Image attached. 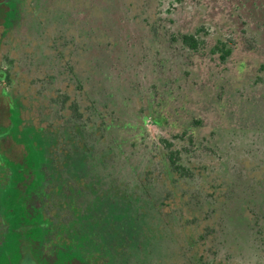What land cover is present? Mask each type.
<instances>
[{
	"label": "rangeland",
	"instance_id": "obj_1",
	"mask_svg": "<svg viewBox=\"0 0 264 264\" xmlns=\"http://www.w3.org/2000/svg\"><path fill=\"white\" fill-rule=\"evenodd\" d=\"M5 2L12 14L8 25L0 27V67L7 69L9 80L0 82V139H4L0 140V255L8 247L22 257L20 264H38L36 250L43 260L55 264H61L59 258L69 264H183L180 252L189 235L199 239L208 227L218 229L207 235L212 241L206 242L211 248L216 244L217 254H209L218 264H264V0H204L202 5L196 3L200 14L197 10L191 17L186 15L188 0ZM204 6L207 12L203 15ZM237 14L245 21L240 19L234 30L249 35L257 48L251 50L244 42L220 60V65L209 63L214 66H208L205 73L202 64L189 69L190 78L204 76L197 78L201 88L215 83L219 93L217 89L209 93L207 88L194 93L186 86L156 97L147 91L144 71L139 70L144 58L136 52L144 42L152 43L149 37L156 23H167L176 39L195 22V28H203L199 33L207 47L212 40L235 37L230 27L235 26L233 16ZM66 29L68 33H63ZM140 31L144 32L143 43H139ZM148 46L149 56H156L157 47ZM59 50L64 63L58 87L64 89L70 81L64 73L68 64L91 87L90 96L97 102L95 106L101 103L100 116L111 128L105 137H93L94 144L89 139L87 147L74 146L70 154L81 162L72 166L73 174L67 179L58 166L61 154L56 159L48 155L50 138L55 135L58 139L46 127L51 124L49 114L53 117L51 100L35 98L38 80L50 72L44 59ZM170 52L172 62L182 65V72L188 69V55L181 50L175 53V48ZM202 62L208 63L207 59ZM78 95L71 92L69 97L79 99L80 105L90 104L83 94ZM156 99L159 112L154 120L146 119ZM4 104L10 108L8 118ZM197 115L203 123L189 133L194 145L188 143L193 149L190 156L202 161L206 153L210 159L205 147L213 146L217 154L221 148L229 163L221 164L214 154L217 164L210 180L218 184L217 203L198 204L203 197L214 202L206 189L198 200L190 194V200L184 197L183 203H174L178 213L193 219L192 225L180 231L173 218L164 219L170 222L168 228L161 218H153L150 199L130 195L128 205L126 194L137 188L136 179L146 168L147 157L160 149L156 133L190 131L187 117ZM210 135H214L212 140ZM133 138L141 140L138 147L136 142L129 143ZM50 157L58 166L55 184L47 168ZM162 179L153 185L156 199L167 192ZM198 180L196 177L193 183ZM233 234L240 237L241 244L225 247L227 241L235 242Z\"/></svg>",
	"mask_w": 264,
	"mask_h": 264
},
{
	"label": "trees",
	"instance_id": "obj_2",
	"mask_svg": "<svg viewBox=\"0 0 264 264\" xmlns=\"http://www.w3.org/2000/svg\"><path fill=\"white\" fill-rule=\"evenodd\" d=\"M5 0H0V27L7 26L9 23V18L11 13V9L8 4H6ZM233 16V15H232ZM237 17V20H236ZM233 16L235 26L233 25L232 28L230 27L232 34L235 36L233 39L224 38L223 40L218 41V54L221 60H224L226 57H228L232 53V49L234 48H240L242 43L245 42V46L247 43L250 44V49L255 50L257 48V45L253 42V40L250 38L249 35H246L244 37V33L242 35V31L240 29H237L236 31L234 29L239 27V20L242 19L245 21L240 14H237ZM40 18H42L40 16ZM236 20V21H235ZM247 22V21H246ZM229 29V28H228ZM62 33V31H61ZM63 33H68L67 29ZM239 33V35H238ZM259 34V33H258ZM242 35V39H241ZM187 41L191 42L192 45H194V38L191 36L187 38ZM55 50V49H54ZM51 57L44 59V64L48 66L49 73L45 75L41 80H38L39 83L37 84V89L35 90L37 94L35 95L36 99H42L46 98L48 100H51V106L49 112H53V117H51V113L49 114L50 117H47V121L51 122L50 125L46 126L47 129L51 128L54 131H52L51 135L57 133L58 139L56 141L55 135L52 136L50 139H52L50 144V153L48 155H55V159L60 155V170H61V176L65 177L67 179L68 177L73 174L70 169L72 166H75L77 162H81V159H74L72 154V150L74 149V146H88L90 140L94 144L95 139L93 137L97 136L98 138H103L106 136V133L111 128L102 120L100 116V107L99 103L97 106H95L94 100L91 98L90 94L93 92L91 87L86 86L81 76H77V72L74 71V69L66 64V69L64 73L68 74L70 77V81L66 82L64 85V89L62 87H58L61 83V75L63 73L62 69L63 67L60 66L63 62L62 54L59 50V52L55 55H50ZM51 61V62H50ZM262 70V68H260ZM48 72V71H47ZM90 72V71H89ZM88 72V76H89ZM27 72L26 74H28ZM73 76V77H72ZM90 79V77L88 78ZM1 80H8L7 77V69L0 67V81ZM35 80V79H32ZM31 80V81H32ZM64 82V81H63ZM91 83V82H90ZM98 84H102V82H96ZM47 86V88L45 87ZM56 87L58 89H56ZM46 88V89H45ZM50 88V89H49ZM60 88V89H59ZM43 90L45 92L43 93ZM47 90V91H46ZM51 92V93H49ZM71 92L79 93V97L87 98V102L90 101V104L88 105H80L78 102L79 99L72 100L69 95ZM1 95L3 98H6V93L3 91L1 92ZM60 95L62 96L61 99H59ZM77 96V98H78ZM70 100V101H69ZM92 100V101H91ZM82 102V100H81ZM48 104V105H49ZM103 104V103H102ZM103 104V107H106ZM5 108V118L10 116V108L6 104H4ZM19 108V107H18ZM43 109V106H42ZM113 109V108H112ZM43 110H40L42 112ZM66 114V115H65ZM200 115H197V117L192 118L189 122L191 128L190 131H187V128L180 129L178 133H171L170 135L168 133L166 134H159V141H155L156 146L160 149H158L157 154H153V157H147V164L146 168H143L142 171L138 175V180L136 179V186L137 188L134 190H131L129 193L126 194L128 202H126L128 205H130L131 197H133L134 194H138L139 197L150 199V203L153 205L154 213L153 218L158 217L162 219V222H164L166 228L170 226V222L167 224L164 219L166 218H173L175 220V227L178 228L180 231L182 229L185 230L186 227L189 225H192L193 219H191L190 216L185 217L183 214L178 213L174 209V203H183L184 197L190 200L189 195L192 194L194 199H199L203 197V192L205 189L207 190L206 194H208V197H213L214 202H211L210 198H204V200H199L198 204L203 205L204 203L206 205H211V203L215 204L217 203V199L214 196L216 193L215 189H218V184H215V181H211L210 177L213 174V168L214 165L217 163L214 162V158L216 154L218 158V162L221 160H224V155L221 154V148L218 149V154L216 153V149L212 146H206L205 150L209 149V153L211 155V158H207V154L205 153L203 155L204 160L198 161L196 158H193L190 156L193 149H191L188 145H193L192 135L189 133L192 131L191 129L197 128L198 126H201L203 121L200 118ZM43 128V127H41ZM165 132V131H164ZM88 137V140L86 139ZM142 136L141 138H143ZM82 138V141H81ZM139 138V137H138ZM7 139V138H6ZM49 139V140H50ZM90 139V140H89ZM146 139V138H144ZM4 140V139H0ZM210 140L212 138L210 137ZM141 140L139 139H131L129 140V143L132 144L133 142H136L138 147V142ZM145 141V140H144ZM142 140V143H144ZM204 141H207L206 139ZM210 143L209 141H207ZM134 143V144H136ZM129 144V145H130ZM216 144V145H215ZM215 146H218V143L214 142ZM194 146V145H193ZM130 147V146H129ZM204 150V151H205ZM61 151V152H60ZM50 157V161L47 164V168L50 170V174L52 175L53 181L55 184V171L57 170V167L55 165V160ZM52 161V162H51ZM226 161V160H224ZM222 162V161H221ZM223 164V162L221 163ZM224 165V164H223ZM149 169V170H148ZM203 170V172H200L199 170ZM205 174V175H204ZM60 176V177H61ZM196 177H199V180L196 181L197 184H194L193 181L196 179ZM162 179V186L165 188L164 191H167L162 198L158 197L156 199V195L154 194L153 185L158 182V180ZM218 183V182H217ZM217 186V187H216ZM180 188V189H179ZM183 188V189H182ZM182 189V190H181ZM181 190V193H180ZM186 200V199H184ZM207 200V201H206ZM111 204L114 203V201L111 200ZM123 204V203H120ZM118 204H116L117 206ZM186 206V205H185ZM124 205L121 206L123 208ZM129 206L126 207V209ZM215 208V206H214ZM213 208V210H215ZM211 219V218H210ZM67 219H64L66 221ZM258 226V224H256ZM202 231H204L199 239H193L194 237L192 235H189V238L186 241V245H183V249L180 252L182 256L183 264H218L216 261V257H214L216 252V244L210 247V245H206V242H211L212 238L208 234L212 232L218 231V229L214 230L212 228H204ZM228 233V232H225ZM234 241L233 243H228L225 247L233 248V246L237 247L239 244L240 237L238 238L236 234H233ZM145 236L150 237L147 233H145ZM218 241V238L215 237ZM221 243L224 244L226 241L224 238L220 239ZM226 240V239H225ZM129 242L130 240L127 239ZM225 245V244H224ZM232 245V246H231ZM137 247V246H136ZM140 247V246H139ZM215 248V249H214ZM4 253L0 255L1 260H10L12 261L11 264H20V261L22 257L20 255L14 254L8 247L4 248ZM204 249L202 252L199 250ZM230 249V250H231ZM136 255L138 254V250ZM180 251V250H179ZM203 252H206V254ZM211 254L214 256L211 257ZM149 253V252H148ZM94 255V254H93ZM92 255V256H93ZM84 256V255H80ZM117 256H120V253H117ZM34 258L38 264H55L48 260H43V255L40 254L36 250V253H34ZM51 258V257H48ZM81 258L78 259L80 262ZM52 259V258H51ZM0 260V264H2V261ZM59 263L61 264H69L64 261H61L60 258L58 259ZM128 264V262L126 263Z\"/></svg>",
	"mask_w": 264,
	"mask_h": 264
},
{
	"label": "flooded vegetation",
	"instance_id": "obj_3",
	"mask_svg": "<svg viewBox=\"0 0 264 264\" xmlns=\"http://www.w3.org/2000/svg\"><path fill=\"white\" fill-rule=\"evenodd\" d=\"M203 1L204 0H188L190 9L186 13V15L189 17L193 16V13L197 15V10L199 6H197L196 3H198L199 5H202V3L204 4ZM198 12L200 14L199 10ZM201 12L203 15L206 14L207 8L204 6L203 11ZM168 26L169 25H167V23H163L162 20L160 23H156L154 25L155 29L150 32L149 40L152 42L150 44H147L146 42L143 43L145 39L143 35L144 32L140 31L138 33L139 43H143V45L140 46L139 52H136V53L139 54L140 56H143L144 58V60L140 62L142 64L139 63V70L141 69L144 71V74L142 75V77L145 80V87L147 91L149 90V93H152L156 97L157 95L164 93L165 90L167 91L166 94H168V90L169 92L170 90L173 92L177 90L178 88L181 89L182 87H185V86L186 88H189L188 91H194V93L195 92H205L206 90L205 88H207L209 93L212 92V89L214 90L217 89V87H215V83H212V84L207 83L209 86L202 87L203 88L202 89L201 88L202 85L200 84V82L197 83V78H204V76L202 77V76L197 75V78L195 77L190 78L188 74L191 73L189 70L191 66H197V65L202 64L200 65V68L205 73L208 69V66H212V67L214 66V65H209V63L215 62L218 65H220L221 59L218 54L219 39L212 40L213 42L211 45L209 43L207 44V40H206L205 42L208 45L206 47L203 45V42H202L204 37L201 35V33H199L200 31L203 32V28L201 27L195 28V22L191 25V27L187 31L181 33V35L179 36L176 35V39L174 35L173 36L171 35V32H170L171 30L168 29ZM191 36L194 38V41H195L194 45H192L190 41L189 42L187 41V38ZM173 42L175 43L173 44ZM151 44H153L154 48L155 46L157 47V49L155 48V54H156V56H154L155 58L153 56H152L153 58L149 56L148 53H150V51H148V49L146 48V47H150L148 45H151ZM174 48H175V53L181 50L183 54L188 55L191 59V62H185V67H187L188 69L184 67L185 71L183 72L180 70L182 68V65H180V62L179 61L172 62L171 60L172 53L170 52V50ZM138 59H139V56H138ZM202 59L203 61L204 59H207L208 63L206 62L204 64L202 62ZM262 65L264 64L262 63ZM258 72H260V69ZM253 76H255V74ZM205 81L207 82V80ZM218 86H219V83H218ZM218 93H219V90H218ZM156 102H157V99L155 102H153V104H150L151 107L149 108L148 113H146V115L148 116V117L146 116L147 117L146 119L154 120L155 113L159 112V110H156V104H157ZM157 106L159 105L157 104ZM187 118L189 119V122H190L191 117H187ZM187 118H185V120ZM160 133L158 134L156 133V135L154 136L155 141H159ZM211 136H214V135H210L209 137ZM224 160H221V161L223 162L225 166H227L228 165L227 163L229 162L224 161ZM199 171L201 172V169Z\"/></svg>",
	"mask_w": 264,
	"mask_h": 264
}]
</instances>
